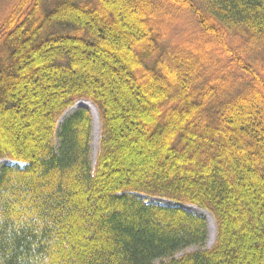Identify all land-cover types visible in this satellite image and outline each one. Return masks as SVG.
Returning <instances> with one entry per match:
<instances>
[{"label": "trees", "instance_id": "16d2710c", "mask_svg": "<svg viewBox=\"0 0 264 264\" xmlns=\"http://www.w3.org/2000/svg\"><path fill=\"white\" fill-rule=\"evenodd\" d=\"M1 41L0 264H264V0H16Z\"/></svg>", "mask_w": 264, "mask_h": 264}, {"label": "rangeland", "instance_id": "374dc122", "mask_svg": "<svg viewBox=\"0 0 264 264\" xmlns=\"http://www.w3.org/2000/svg\"><path fill=\"white\" fill-rule=\"evenodd\" d=\"M15 2H16V0H1V2H0V25H1V23L4 21V19L8 16V14L12 11V8H13ZM46 8L49 9L50 6H49V5H48V6L46 5ZM44 10L46 11L45 7H44ZM193 29H194V23H193L192 19H191L190 17H184V18L180 21L179 26L175 28L174 32H173L171 35H169L167 42H169V43H171V42H175V41H176V42H177V41L182 42L183 39H185V35H184V34H186V32L191 34V33L193 32ZM7 57H8V52H7V50L5 49V47H4V45H3L2 41H1V42H0V67H1L2 64L5 62V60L7 59ZM77 103H78V102H77ZM77 103H76V104H77ZM76 104H75V105H76ZM73 107H74V106H73ZM73 107H71V108H73ZM71 108H70V109H71ZM70 109H68V110L65 112V114H66ZM79 109H81V108H79ZM79 109H78V110H79ZM76 111H77V110H76ZM76 111H74L73 113H71V114H70L68 117H66L65 119H62V120H61V123H59V124L61 125L66 119H68L70 116H72ZM65 114L62 116V118L65 116ZM60 125H59V126H60ZM92 142H93V140H92ZM92 148H93V146H92ZM93 155H94V153H93ZM95 159H96V157L93 158L94 161H95ZM11 164H13V162H11V161H2V162L0 163V171H1V169H2L3 167L8 166V165H11ZM140 198H141L143 201H145L146 203H148V204L162 205V206H171V207H176V206H178L177 204H175V203H173V202H171V201H167V200H163V199H159V198H147V197H145V196H143V195H141ZM168 202H169V203H168ZM189 206H190V205H184L183 207H184L185 209H187L188 211L192 212V211L189 209ZM192 213H194V212H192ZM194 214H196V213H194ZM214 222H215V221H214ZM213 245H214V243H212V244H208V243H207L206 246H207L208 248H211ZM196 250H198V247H192V248L187 249L185 252H192V251H196Z\"/></svg>", "mask_w": 264, "mask_h": 264}, {"label": "bare ground", "instance_id": "6f19581e", "mask_svg": "<svg viewBox=\"0 0 264 264\" xmlns=\"http://www.w3.org/2000/svg\"><path fill=\"white\" fill-rule=\"evenodd\" d=\"M79 108H85L87 109L91 116H92V120H93V158L96 157V153H97V146H98V136H99V128H100V119H99V115H98V110L96 109V107L89 101H79L73 108H71L63 117V119H65L66 117H68L71 113H73L74 111L78 110ZM169 203V202H168ZM189 209L196 213L197 215L203 217L206 219L207 223H208V240L209 243H214L215 238H216V227H215V223H214V219L212 217V215L202 209H199L195 206H189Z\"/></svg>", "mask_w": 264, "mask_h": 264}, {"label": "water", "instance_id": "95a60500", "mask_svg": "<svg viewBox=\"0 0 264 264\" xmlns=\"http://www.w3.org/2000/svg\"><path fill=\"white\" fill-rule=\"evenodd\" d=\"M98 115H99V112H98ZM99 119H100V117H99ZM100 121V120H99ZM99 134H100V128H99ZM98 143H99V136H98ZM97 152H98V146H97ZM97 154V153H96ZM215 223V222H214ZM215 227H216V225H215ZM215 240H216V238H215ZM207 243L208 244H211V243H209V240L207 241ZM214 243H215V241H214Z\"/></svg>", "mask_w": 264, "mask_h": 264}]
</instances>
